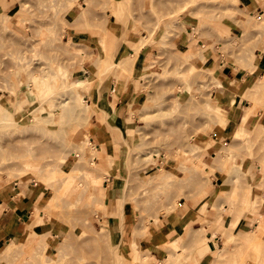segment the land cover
Masks as SVG:
<instances>
[{
    "label": "rangeland",
    "instance_id": "rangeland-1",
    "mask_svg": "<svg viewBox=\"0 0 264 264\" xmlns=\"http://www.w3.org/2000/svg\"><path fill=\"white\" fill-rule=\"evenodd\" d=\"M74 1L76 4L70 0H0V108L11 117L10 124L0 121V175L15 174L11 181L0 183V197L2 193H11L22 198L24 188L31 191L32 205L27 213L30 222L24 216L21 227L38 226V239L45 241L38 242L32 254H18L16 245L4 249L0 264H24L26 257H32L31 264H159L156 259L169 264L165 259L172 251L171 241L158 243L162 255L156 259L149 256L138 261L132 260L129 239L133 229L138 234L134 241L137 246L132 249L138 255H147L156 243H150L152 231L162 232L166 224L178 219V211L186 215L181 220L184 228L189 226L190 219L197 223L179 236V247L174 253L182 256L173 264H214V259L221 258L225 260L219 264H239V253L246 252L239 236L254 230L264 213V205L260 209L256 203H262L260 198H264V101L243 92L264 74V64H258L251 72L246 68V47L256 43L254 50L250 48L255 53L264 45V19L259 16V12L264 14V0H256L259 9L252 10L242 9L238 0H197L190 4V0H178L190 16L197 18L198 24L193 28L200 34L190 41L186 33L193 28L183 30L185 50L172 41L179 37L178 28L170 29L164 37L165 28L176 26L162 21L163 16L153 8L146 11L147 0ZM164 1L167 0H156ZM250 15L254 17L251 23ZM149 16L157 26L151 21L142 24ZM146 27L151 28L150 32ZM103 33L107 40L99 43L97 39ZM143 34L148 37L145 44L158 47L151 60L153 69L147 71L144 67L137 72V56L133 70L114 68V64L110 70L94 72L99 48L102 55L116 62L141 43ZM233 39L238 40L232 43ZM68 40V47L75 49L64 53L60 49ZM188 58L189 63L185 61ZM60 64L70 71L68 86L77 77L92 81L91 94H83V99L95 103L94 112L84 123L74 118V112H68L74 94L66 91L55 74ZM187 69L189 81L184 74L181 82L182 77L178 76ZM180 70L182 73L176 75ZM44 76L49 80L46 83L51 93L38 96L36 79ZM242 76L243 84L233 82V78L238 80ZM216 79L223 89L214 86ZM185 80L191 84L189 93L184 90ZM113 86L118 88L116 94H126L121 120L108 115L109 112L102 115L99 108V99L106 100ZM29 91L36 93L34 100L17 109L18 98L26 97ZM220 91L224 93L219 99ZM232 97L236 104L229 106ZM211 98L213 103L219 99L217 111L224 115L226 124L205 109V102ZM65 99L69 101L66 105ZM39 106L47 110L43 115ZM31 112L39 117H33ZM257 122L262 128H257ZM240 128L241 134L233 139ZM80 144L84 155L77 148ZM154 149L161 150L163 157L143 162V155ZM79 153L81 157L77 158ZM92 157L99 169L91 165ZM25 164L38 168L54 164V174L41 178V173L28 171ZM159 167L170 169L176 178L167 180L169 183L157 180L154 174L160 173ZM24 179L20 187L19 182ZM100 179H105V189ZM234 186L238 187L237 196H231ZM51 196L54 201L57 197L59 201L55 203L60 204V209L48 210V206L37 205L48 203ZM174 203L178 207L173 214H167ZM203 205L206 206L202 210ZM254 206L259 210L253 211ZM116 211L118 221L122 223L123 218L120 226L113 220ZM215 217L223 221L224 229L215 238L214 247L202 255L198 244L206 240L204 227L209 232L208 222ZM102 225L106 230L100 231ZM115 228L117 234L113 233ZM14 236L4 237L0 250L6 246V240L21 245ZM65 237L68 247L58 251ZM221 250L228 251L227 258ZM257 250L264 253V242ZM221 253L225 255L221 257ZM21 254H25L24 259L19 257ZM245 258L244 262L249 263L250 259Z\"/></svg>",
    "mask_w": 264,
    "mask_h": 264
},
{
    "label": "bare ground",
    "instance_id": "bare-ground-1",
    "mask_svg": "<svg viewBox=\"0 0 264 264\" xmlns=\"http://www.w3.org/2000/svg\"><path fill=\"white\" fill-rule=\"evenodd\" d=\"M72 3L73 2H75L74 0L72 1V0H70ZM197 0H190L189 2H187V3H189L190 4V2H196ZM75 4H76V2H75ZM74 5V4H73ZM182 8V7H181ZM116 10H118V7L117 8H115ZM109 15V14H108ZM263 13L262 12H259V16H260V19L262 20V19H264V18H262L263 17ZM7 17V16H6ZM108 17V16H107ZM7 19V18H6ZM24 20V19H23ZM249 23H251V20H254V17H252L251 15H250V17H249ZM248 20H246V22H247ZM73 22H75V21H73ZM160 22V21H159ZM159 22H157L158 23V26H159ZM128 23V22H127ZM127 23H126V25H127ZM155 23V25H156V22H154ZM153 23V24H154ZM122 24V23H121ZM175 25V24H174ZM157 26V25H156ZM179 26V25H178ZM177 26V27H178ZM122 27V26H121ZM124 27H125V25H124ZM151 27H155V26H151ZM177 27H174V26H169V27H167V28H165V30H164V33H163V35L164 34H166L167 35V33L169 32V31H171L170 29H173V28H177ZM180 27V26H179ZM62 28V27H61ZM129 28V27H128ZM148 28V31L150 32V29L151 28H149V27H146V29ZM156 28V27H155ZM155 28H153V30L155 29ZM180 30H181V28H179ZM64 30V29H63ZM182 30H184L183 29V27H182ZM152 31V30H151ZM185 31V30H184ZM51 32H54V31H52V30H50V33ZM68 32V31H67ZM154 32V31H153ZM60 34H63V32H60ZM104 34L105 33H103L102 34V39L100 40V42L101 43H103L104 41H106L107 39H106V35L104 36ZM50 36H52L53 35V33H52V35L51 34H49ZM144 35V34H143ZM146 35V34H145ZM144 35V36H145ZM148 35V34H147ZM166 35H164V37L166 36ZM186 35H188V37H189V40L191 41L192 39H195V38H198L199 36H200V34H199V32H198V29L195 27V28H193L190 32H187L186 33ZM149 36V38H150V35H148ZM142 37V36H141ZM142 39V41H141V43L139 44V45H135L131 50H130V52H129V55L128 56H125V57H123V58H121V59H119V61L117 60L116 62H112L111 61V58H106V55L104 56V57H100V54H99V56H97V60H94L93 62H94V67H95V73H96V69H97V73H100L101 72V69L103 68V70H108L112 65H114V64H116V66L114 65V68L115 67H117V66H120V68H121V66L122 67H124V69L125 68H127L128 69V67L129 68H131L132 67V64H134V60H135V58H137V55H138V52H139V50L141 49V47H143V45H145V41L148 39V37H142L141 38ZM238 39H240V41H241V36H240V38H238ZM237 39V40H238ZM59 42H58V44H60V39H57ZM56 40V41H57ZM123 40V39H122ZM185 40H186V38H185ZM237 40H235V39H233L232 40V43L233 42H236ZM148 41V40H147ZM71 42V40H68V42L66 41V42H63V44H64V46H62V47H60V45H58L60 48H62V49H60V50H62V52H64L65 53V51H70V50H74L75 49V47H72V46H70V47H68L69 46V43ZM120 42V40L118 41V43ZM229 42H231V41H229ZM147 43V42H146ZM120 44V43H119ZM255 45H256V43H254ZM61 45H62V43H61ZM237 45V44H236ZM254 45V46H255ZM118 46V45H117ZM249 46V45H248ZM246 47V51L248 52V51H250V52H246V68H247V70L249 69V71L251 72L254 68H256V66L259 64V59L261 60V57L263 56V53H264V45H263V47L262 48H259V50H257L255 53L252 51V49H250V48H253V50H254V46H252V47ZM257 46V45H256ZM247 48L248 49H250V50H247ZM256 48V47H255ZM258 48V47H257ZM117 50H118V48H117ZM116 51V50H115ZM61 52V51H60ZM84 52V51H83ZM69 55H70V53H68ZM116 54V53H115ZM115 54H113V55H115ZM194 54V53H193ZM193 54L192 55H189V56H186L185 58H187V57H190L191 58V56H193ZM81 55V54H80ZM72 56V55H71ZM73 56H74V58H73V60H75V56L76 55H74L73 54ZM72 56V57H73ZM77 56H79V55H77ZM86 56V55H85ZM80 57V56H79ZM78 58V57H77ZM81 58V60H82V57H80ZM84 58V57H83ZM113 58H115L114 56H113ZM192 58H195V57H192ZM196 59V58H195ZM77 60V59H76ZM81 60H78V62L79 61H81ZM186 60H191V59H185V61ZM77 62V63H78ZM92 62V63H93ZM151 62V61H150ZM149 62V63H150ZM182 62H184V59H183V61ZM187 62V61H186ZM75 63H76V61H75ZM76 63V64H77ZM187 63H189V62H187ZM82 64V63H81ZM136 65V64H135ZM148 65V64H147ZM73 66V65H72ZM75 66V65H74ZM68 67V66H67ZM67 67H65V66H61V64L59 65V67H58V69H57V71H56V75H58V78H60L61 79V85L64 87V88H67V90L66 91H68L69 90V92H73V94H74V98L72 99V97H71V99H72V102H73V104H71L70 105V109L68 108V112L69 113H73L74 114V118L75 119H77V118H79V119H82V121H83V123L84 122H86V121H88L89 119V117H91L92 116V114H93V112H94V105H92L90 102H86L84 99H83V94H88L89 93V87L88 86H90V81H89V79L88 78H84V77H77V78H75L72 82H71V85L70 86H68L66 83H67V81H69V79L71 78V74H70V71H69V69L67 68ZM84 68V67H83ZM119 68V67H118ZM118 68H116V69H118ZM145 68H147V71H148V69L149 68H154V63H150L149 64V67H145ZM144 67H143V69H145ZM116 69H115V71H116ZM132 69V68H131ZM110 70V69H109ZM114 70V69H113ZM126 70V69H125ZM133 70V69H132ZM247 70H246V72H247ZM182 71H183V69H182ZM185 71V70H184ZM190 73V69H187L186 70V73H183V74H181L182 72H181V70L180 71H177L178 73L176 74V75H179V74H181L180 76H178V77H182V79L181 78H179L180 79V81L181 82H183V80H184V78H186V80L187 81H189V78L187 77V75H189L190 76V74L188 73V72ZM211 71V70H210ZM74 72V71H73ZM84 72V71H83ZM123 72V71H122ZM127 72H128V70H127ZM130 72V71H129ZM181 72V73H180ZM111 73V72H110ZM114 74H115V72H113ZM112 73V74H113ZM130 73H132V72H130ZM188 73V74H187ZM129 74V73H128ZM145 74H147V72L145 73ZM144 74V75H145ZM184 74L186 75V77H184L183 78V76H184ZM116 75V74H115ZM114 75V76H115ZM130 75V74H129ZM144 75H141V77L142 76H144ZM148 75V74H147ZM183 75V76H182ZM116 76H118V75H116ZM125 76V75H124ZM130 76H132V75H130ZM244 76V75H243ZM241 77V78H239L238 80L236 79H234L233 78V82H237L238 84H243L244 82H245V78L244 77ZM129 77V76H128ZM141 77H139V79L141 78ZM118 78V77H117ZM116 78V79H117ZM36 79V78H35ZM115 79V78H114ZM116 79H115V82H116ZM130 79V78H129ZM37 80V83H35L36 84V89H35V91L37 92V95L38 96H47V94L49 93H51V88H49V86H47V80H48V78H47V76H44L42 79H36ZM128 79H126V81H127ZM184 81V82H186V85H185V83H182V84H184L185 85V92H187V93H189V91H190V89H191V84H187L188 82L187 81ZM49 81V80H48ZM47 82V83H46ZM113 82V81H112ZM231 82V81H230ZM130 83V82H129ZM189 83H191V81L189 82ZM213 83H215L214 84V86L215 87H217V88H222L223 89V85H222V83H221V81H219V80H215ZM125 85V84H124ZM204 85V84H203ZM183 87V86H182ZM184 88V87H183ZM124 89V88H123ZM125 89H126V87H125ZM244 94L246 95V96H248V97H250V98H258V99H261V100H263L264 101V77L262 76L261 78H259L258 80H256V81H254L253 83H251V84H249L248 86H246V88L244 89ZM223 91H220L219 92V99H220V97H222L223 96ZM35 92L33 91H29L28 93H27V95H26V97H22V98H18V100H17V102H16V108L17 109H21V107H22V104L24 103V102H27L28 101V103L30 102H32L33 100H34V96H35ZM115 94H116V91L115 90H111L110 91V97H112V98H114L115 97ZM128 94V93H127ZM75 98H76V100H75ZM179 99V98H178ZM219 99L215 102V103H213V102H211L212 101V98L211 99H208L206 102H205V109L206 110H208L211 114H213V116H215L216 118H218V119H220L221 118V120L222 119H224V123L226 124V119H225V117H224V115H221L220 113H218V111H217V108H218V102H219ZM101 100H103V99H101ZM64 102H63V104L64 105H66L69 101L67 100V99H65V100H63ZM105 102V101H104ZM111 104V103H110ZM133 104V103H132ZM236 104V99L235 98H231L230 99V102H229V106H234ZM129 105V104H128ZM112 106V105H111ZM130 106V105H129ZM132 106V105H131ZM248 106V105H247ZM133 108V107H132ZM39 112L40 113H42L41 115H43V111L45 110V111H47L46 109H44V108H41V106H39ZM37 109V110H38ZM34 110H36V109H34ZM134 110V109H133ZM58 112H60V110H57ZM100 111L102 112V114H105L106 112L102 109V108H100ZM0 115H1V119H0V121L3 123V124H10V121H11V117H10V115H9V113L7 112V110L6 109H1L0 108ZM32 113V115H33V117H39V116H36V115H34V113L33 112H31ZM133 113V112H132ZM106 115V114H105ZM130 115H132V114H130ZM72 116V115H71ZM111 116V115H110ZM72 118H73V116H72ZM244 119V116H241L240 117V120H243ZM47 121H48V119H47ZM81 121V122H82ZM219 123H220V120L218 121ZM83 123H80V124H83ZM258 124V125H257ZM85 125V124H84ZM256 125L258 126H255V127H257V128H262L261 127V124L260 123H256ZM260 126V127H259ZM242 128V127H241ZM241 128L240 129H238L237 130V132L234 134V136H233V139H237V137L241 134ZM200 132H202L203 133V131L201 130ZM200 132H198L197 131V134L198 133H200ZM201 133V134H202ZM206 133V132H205ZM207 133H208V131H207ZM206 133V134H207ZM197 134H195V136L197 135ZM208 136H210V135H208ZM205 142V141H204ZM84 143V142H83ZM88 143H90L91 144V142L90 141H88ZM228 143V142H227ZM139 144L140 143H138V146H139ZM141 144H143V143H141ZM235 144H236V142H235ZM89 145V144H88ZM92 145V144H91ZM228 145H229V143H228ZM77 148H81L80 150H82V152H81V155H84L83 154V151H84V149L81 147V144L80 145H78L77 146ZM90 148V147H89ZM91 149V148H90ZM79 150V151H80ZM93 151H94V149H93ZM97 151V150H96ZM93 156H94V154H95V151L93 152V153H91ZM81 155H80V153L78 154V155H76V157L77 158H79V157H81ZM91 155V156H92ZM163 153L161 152V150H159V149H154V150H152V152H148V153H146V154H144L143 156V162L144 161H146V160H149L150 162H151V160H150V158H153V161H156V160H158L157 159V157L158 156H161V157H163ZM212 156H214V153H212L211 154ZM60 157V156H59ZM134 158H136V157H134ZM59 159H63V158H57V161L59 160ZM91 160H92V162L90 161V163H91V165H93L96 169H99V166H98V164H96V162H94V158L92 157L91 158ZM153 161H152V163H153ZM53 166V167H52ZM21 168L22 169H24L23 168V166H21ZM258 168L259 167H257V170H258ZM32 171V172H35V173H41V178H44V179H48V174L49 173H51V174H54V164H48V165H45V167L43 166V168L42 167H40V168H33V167H29V169H28V171ZM44 170H47L46 171V173L44 174ZM194 170V169H193ZM158 171L160 172V173H157V174H154V175H156V177H157V180L159 179H163L164 181H165V183H169L167 180H169V179H172V178H176L175 177V174L173 173V172H171L170 171V169H168V168H160L159 167V169H158ZM196 171V170H195ZM109 175V172L107 171L106 172V174H105V179H106V177ZM191 176V175H190ZM187 177L189 180L192 178V176L191 177ZM15 177V174H13V173H8V174H5V175H0V183H7V182H9V181H11V179L12 178H14ZM93 179V178H92ZM94 180V179H93ZM21 182H19L20 183V187L22 186V184L24 183V181H26L25 179L24 180H20ZM167 181V182H166ZM182 181H186V180H182ZM238 187L237 186H234V188L232 189V191H231V196H237V191H236V189H237ZM91 194H89V196H90ZM54 196V195H53ZM95 197V195H93V198ZM103 197H104V193H103ZM51 198H52V196H51ZM56 198V200H58L57 199V197H55ZM54 201V197L50 200V199H48V203H46V204H44V205H41V204H37L38 206H48V210L49 209H53V208H57V209H60V204L59 203H55V202H57V201ZM62 200H63V198H62ZM260 200H261V202L262 203H258V202H260L259 200H258V202H256L257 203V205L258 204H260V206L258 205V207L260 208L261 207V204H263L264 205V198H260ZM59 201V200H58ZM60 202H61V198H60ZM6 206H8V202H5L4 204H1L0 205V212L2 211V209L3 208H5ZM206 206V205H205ZM204 205L202 206V210H203V208L205 207ZM36 207V206H35ZM168 207V206H167ZM166 207V208H167ZM178 206H176V203H174V204H172V207H169V211L167 212V214H173V211H174V209L175 208H177ZM223 207V206H222ZM256 208H257V206H256ZM255 208V206H254V208H253V211H254V209H256ZM259 208H257L258 210H259ZM224 209V208H223ZM260 209H262V208H260ZM199 210H200V208H199ZM225 210V209H224ZM40 212H43V211H40ZM44 213V212H43ZM260 213V212H259ZM27 217H28V215H27ZM32 217V216H31ZM216 217H217V215H216ZM216 217H215V219L214 220H209V222H208V225H210L209 226V232H207V229L204 227V231L206 232L205 233V235H206V240H202L199 244H198V247H199V250L201 251V253H202V255L203 254H205V252H208V251H210V249L211 248H213L212 247V241H214V239L215 238H217L218 237V233L219 232H222V230L224 229V226H223V221H218L217 219H216ZM261 219L260 220H257V223L258 224H256V226L254 227L255 229L254 230H251V231H249V232H247L246 234H243L242 236H239V241H240V243L242 244V245H246V252L245 253H239L240 254V263L239 264H264V253L263 254H261V252H259L257 249L259 248V246L264 242V213H262V215H261ZM27 219V223H29L30 221H29V219H30V217H28V218H26ZM121 220H122V223H123V218H121ZM183 220V219H182ZM233 222L234 221H230V225L231 224H233ZM100 223H102V222H100ZM255 223V222H254ZM156 224V223H155ZM157 225V224H156ZM103 230H106V228H104L103 227V225H102V228H100V231H103ZM138 234V233H137ZM42 237H44V236H42ZM13 238H15V237H13ZM38 242L39 243H45V241H44V238H42V239H38V237H36V238H30L29 240H27L25 243H23V244H21V245H17L13 240H6V246L2 249V250H0V253L4 250V249H7L8 247H10V246H13V245H16V247H18V254H20V253H22L23 251H27V252H30V254H32L33 253V251L34 250H37V246H38ZM133 245H136L137 246V243H135V242H133ZM169 245H170V250H172V251H170L169 252V255H168V257H167V259H165L166 261H168V263L169 264H173V263H175V262H177V261H179V260H181V256L182 255H180L179 254V256L178 255H176V253H174V251H175V249H176V240L175 239H173L170 243H169ZM164 246H166L165 244H164ZM67 248L68 247V244H67V241H66V237H65V239H63V240H61V242H60V244H59V246H58V251H60L61 249H63V248ZM12 248V247H11ZM157 250V247H154V248H151V251L147 254V255H143V254H141V260H144L145 258H147V257H152V258H154V259H156V256H155V252H156V250ZM223 249H225V248H223ZM250 249V250H249ZM221 251H223V250H221ZM225 251V250H224ZM223 251V252H224ZM226 252V254H227V250L225 251ZM143 253V252H142ZM178 254V253H177ZM220 255V254H219ZM222 255L224 256L225 255V253L224 254H222L221 253V257H222ZM228 257V254H227V256H226V258ZM244 257H246L245 258V260H247L248 258L250 259V262L249 263H245L244 262ZM248 257V258H247ZM217 258H220V256L218 257L217 256ZM32 257L30 258H28V260L27 261H25L24 262V264H31V262H32ZM164 260V261H165ZM222 260V261H221ZM223 260H225V259H223V258H221L220 260H215L214 259V264H219V263H223ZM165 261V262H166ZM213 261V260H212ZM216 261H218V262H216ZM221 261V262H220Z\"/></svg>",
    "mask_w": 264,
    "mask_h": 264
},
{
    "label": "crops",
    "instance_id": "crops-1",
    "mask_svg": "<svg viewBox=\"0 0 264 264\" xmlns=\"http://www.w3.org/2000/svg\"><path fill=\"white\" fill-rule=\"evenodd\" d=\"M238 3L243 6L242 9H248V10L259 9V6H260V5H258L259 3L256 0H238ZM145 6H146L145 7L146 11H148V12H150L151 8H153V11H156L158 14L160 13L163 16L162 21H166V23H168V24L169 23L175 24L176 27L178 25L180 26V27L179 26L177 27L178 29L181 28V30L179 29V32H180L179 37L173 38L172 41L175 43V45H177V47L185 50L186 46H185V44L181 38L182 35L185 34V33H183L182 27L184 30H187L188 28L192 29L194 26H196L198 24V21H197L196 17H192L189 15V13H187V11L185 10L186 8H184V3L182 1H178V0H167V1H164L163 3H158V2H156V0H153L152 2L150 0H147L145 3ZM176 11H179V14H175L174 12H176ZM136 19H139V17H137ZM149 21L154 22L153 17L149 16L146 19V22H144V23L142 22V24H149ZM140 33H142V31ZM131 34L133 37L136 36V33H131ZM142 37H146V36H142ZM101 39H102V35L97 39L99 43H100ZM140 40L141 39L137 40L138 43H140ZM156 48H158V47H156L153 44H145V45H143V47H141V49L139 50L138 55H137L138 59L136 58L137 62H136L135 68H137V72H141L143 67H147L153 61V57H156V53L158 51V49H156ZM99 50H100V53H99L100 57H104L105 55L101 54V48H99ZM130 50L131 49H129V51ZM259 64L260 65L264 64V56H263L262 61H260ZM263 77H264V74H263ZM88 79H89L90 84H91L92 83L91 79L90 78H88ZM89 89L90 90H89L88 94H91L92 85L89 87ZM111 89L115 90V91L118 90V88L117 87L114 88V86H113V88L111 87ZM109 97H110V95H109ZM109 97L106 100L103 98H102L103 100L99 99V103L101 106L99 108H102L106 113L109 112L108 115L109 114L114 115V118L121 120L122 115H123L121 112L122 111L121 108L123 107L124 104H126V102H125L126 94H115V97L114 98L110 97V99H109ZM91 104L95 105V103H93V102H91ZM101 114H102V112H101ZM102 132H104V131L102 130ZM29 165L30 164H25V166H27V167H29ZM33 168H38V167H33ZM100 181H101V183L105 189V185L103 184L105 179H100ZM68 188L70 189V187H68ZM69 189H68V191H69ZM6 196H8V197L6 198ZM32 197H33V193L31 194V191H29L25 188L23 189L22 198L13 197L11 193H9L8 195H3V193H2V195L0 197V205L4 204L5 202H9V203H8V207L3 208L2 211L0 212V241L4 237H11V236L15 235L14 237H15V239H17V243L19 244V242H20L21 244H23L27 240H29L30 238H36L40 235L36 231V228L38 226L35 227L34 229L26 228V226H24V229L21 227L23 224L24 216L28 215L27 213H28L29 209L31 208ZM177 213L176 214H177L178 219L176 218L175 220L166 224V227L161 230L162 232H159L156 229H155V231H152L153 236L150 239V241H151L150 243L154 242L155 240H156V243H155V245H152L151 248L158 247V245H159L158 243L160 241H162V242L166 241V240L172 241L173 239H175L176 240V249H177L179 247V236L182 237L181 235L183 234V230L185 228L190 229L193 225H195L197 223L196 221H192L190 219L189 226L187 225L184 228L181 225V220L186 215L184 213H181V211H178ZM117 214H118V211H116L114 213L113 220L116 221L117 224L119 223V226H120V225H122V223H121V221H118V219L116 218ZM190 222H191V224H190ZM116 223L113 222V224H116ZM113 231H114L113 233H116V234L118 233L116 228ZM135 235H137V233H135L134 230L132 229L131 234H130V239H129L130 240L129 241V250H130L131 255H132V260L137 259L139 261L141 255H138L137 250L132 249L133 242L136 241ZM214 245H215V241L212 242L213 247H214ZM160 255H162V254L157 249L155 252V256L159 257ZM19 257H22V259H24L25 254H21ZM26 258L25 259L28 260V257H26ZM155 261L158 262L159 264H161V261H158L157 259Z\"/></svg>",
    "mask_w": 264,
    "mask_h": 264
}]
</instances>
